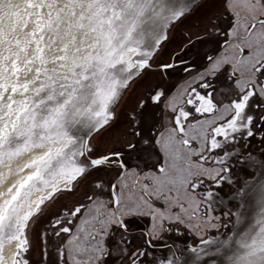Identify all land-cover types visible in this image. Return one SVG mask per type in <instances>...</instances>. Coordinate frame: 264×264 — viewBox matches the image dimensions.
Listing matches in <instances>:
<instances>
[{
  "label": "snow or ice",
  "instance_id": "obj_1",
  "mask_svg": "<svg viewBox=\"0 0 264 264\" xmlns=\"http://www.w3.org/2000/svg\"><path fill=\"white\" fill-rule=\"evenodd\" d=\"M0 264H264V0H0Z\"/></svg>",
  "mask_w": 264,
  "mask_h": 264
}]
</instances>
